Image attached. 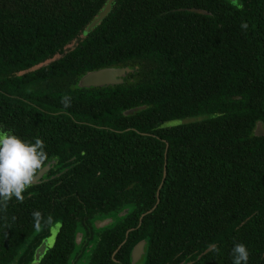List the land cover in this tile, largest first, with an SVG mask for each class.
<instances>
[{
    "label": "trees",
    "instance_id": "16d2710c",
    "mask_svg": "<svg viewBox=\"0 0 264 264\" xmlns=\"http://www.w3.org/2000/svg\"><path fill=\"white\" fill-rule=\"evenodd\" d=\"M107 1L0 0V126L42 139L61 172L0 209V250L39 210L40 223L61 218L48 259L68 264L77 219L127 209L101 234L97 264H130L139 241L140 264H232L236 243L264 264V0H115L74 44ZM105 68L133 73L77 87Z\"/></svg>",
    "mask_w": 264,
    "mask_h": 264
},
{
    "label": "flooded vegetation",
    "instance_id": "af4514ba",
    "mask_svg": "<svg viewBox=\"0 0 264 264\" xmlns=\"http://www.w3.org/2000/svg\"><path fill=\"white\" fill-rule=\"evenodd\" d=\"M49 164L50 166H48L47 172L43 174L36 185L46 183L48 181H53L59 178V176L61 175V172H55L57 169V167H54L55 161H50ZM65 171L66 169L63 172ZM127 213L128 210L123 209L116 214L103 217L95 216L88 222V224L82 219H77L78 227L76 233L74 234L75 247L74 249H72L68 256V264H97V262L95 261L94 252L97 248L99 240L101 239V234L112 228L118 222V220L125 217ZM109 219L112 222L104 224V221ZM61 225V218H57L55 220H48V222L40 223L39 227H32L27 231H16L15 234L17 235L16 238L18 245L16 244L12 246L7 251H3V249L0 250V264H57V261L48 259V257H50L51 252L54 249ZM56 227L58 228L54 240H52V232ZM127 232L129 233L130 231L128 230ZM77 237H79L78 243L76 241ZM124 241H126V237ZM140 242L142 241H139L138 243ZM143 242L145 243V241ZM122 243L121 245H123L125 242L123 244ZM121 245H119L118 247H120ZM145 246L143 255L136 264L141 263L145 254ZM118 247L116 251L111 255V260L114 262H117L114 260L115 253L121 248L120 247L118 249ZM131 251L129 253L130 264Z\"/></svg>",
    "mask_w": 264,
    "mask_h": 264
},
{
    "label": "clouds",
    "instance_id": "9594fccd",
    "mask_svg": "<svg viewBox=\"0 0 264 264\" xmlns=\"http://www.w3.org/2000/svg\"><path fill=\"white\" fill-rule=\"evenodd\" d=\"M65 109L71 107V97L65 95L61 99ZM45 142L36 138L34 142L21 140L10 130L0 126V209L7 207L13 198L23 203L24 193L38 180L46 167L50 166L49 156L45 151ZM33 220L39 227L43 214L36 210ZM210 250L218 249L212 245ZM232 264H248L250 253L243 243L234 244L231 252Z\"/></svg>",
    "mask_w": 264,
    "mask_h": 264
},
{
    "label": "water",
    "instance_id": "95a60500",
    "mask_svg": "<svg viewBox=\"0 0 264 264\" xmlns=\"http://www.w3.org/2000/svg\"><path fill=\"white\" fill-rule=\"evenodd\" d=\"M115 0H108L107 3L105 4L104 8L98 13L97 17H95L92 22L86 27L85 31L82 33V36L79 37L74 44H77L79 41H81V39L83 37H85L87 34H89L93 29H95L106 17L107 15L110 13L111 11V5L114 3ZM229 1L231 3H236V0H226ZM186 11L190 12V13H194L197 15H203V16H208L209 13L203 11V10H198V9H187ZM73 47V45H72ZM71 49V47L66 48L65 52H69ZM133 73V70L129 69V68H105V69H99L96 71H92V72H88L86 73L79 81L77 84V87L80 89H89V88H103V87H109V86H115V85H119L122 83V78H124L126 75ZM143 108H134L131 110H128L124 113L125 116H131L134 113H137L138 111H140ZM254 136L255 137H264V130L262 129V126L260 123L256 124L255 130H254ZM167 150V145H166V149L165 152ZM48 170V167L45 168V170L40 174V176L38 177L37 182L40 180V178L43 176V174H45ZM166 177V170H165V162H164V167H163V173H162V180L160 185L157 188L155 197H156V202L154 207L148 211L146 214H150L155 207L157 206L158 202H159V191L160 188L163 184V181ZM37 182L34 184L36 185ZM144 215L141 216V218L139 219V224L141 223V219ZM112 221L109 220H105L104 224L107 223H111ZM103 224V225H104ZM128 232L126 233L125 237L127 238ZM79 237H77L76 241L78 243V239ZM125 242V241H124ZM123 242V243H124ZM122 243V244H123ZM122 246V245H121ZM120 246V247H121ZM144 246L145 243L142 241L140 243H138L131 251V264H136L141 256L143 255V250H144ZM118 247V249L120 248ZM211 247H209L207 250H205L202 255L210 252ZM201 255V256H202ZM201 256H199L198 258H200ZM181 264H191L189 263H181Z\"/></svg>",
    "mask_w": 264,
    "mask_h": 264
},
{
    "label": "rangeland",
    "instance_id": "374dc122",
    "mask_svg": "<svg viewBox=\"0 0 264 264\" xmlns=\"http://www.w3.org/2000/svg\"><path fill=\"white\" fill-rule=\"evenodd\" d=\"M176 124H178V122H171V123H167V124H165V126H174V125H176ZM57 228H58V227H56V228L54 229V231L52 232V234H53V239H52V240H54V237H55V234H56Z\"/></svg>",
    "mask_w": 264,
    "mask_h": 264
}]
</instances>
